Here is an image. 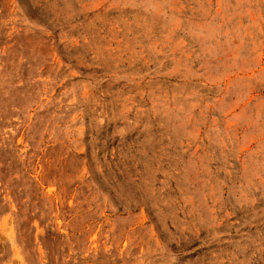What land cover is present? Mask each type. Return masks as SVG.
Wrapping results in <instances>:
<instances>
[{
	"label": "rangeland",
	"instance_id": "374dc122",
	"mask_svg": "<svg viewBox=\"0 0 264 264\" xmlns=\"http://www.w3.org/2000/svg\"><path fill=\"white\" fill-rule=\"evenodd\" d=\"M0 264H264V0H0Z\"/></svg>",
	"mask_w": 264,
	"mask_h": 264
}]
</instances>
